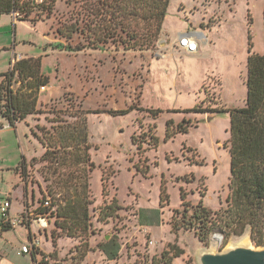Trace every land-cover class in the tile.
<instances>
[{
  "label": "rangeland",
  "instance_id": "374dc122",
  "mask_svg": "<svg viewBox=\"0 0 264 264\" xmlns=\"http://www.w3.org/2000/svg\"><path fill=\"white\" fill-rule=\"evenodd\" d=\"M33 1L38 5L43 0ZM82 3L55 0L52 15L34 9L26 21L17 14H0V75L11 69L17 55L21 60L40 58L46 79V91L38 93V112L19 122L17 130L0 115L8 126L0 132V168L16 169L26 159L23 205L31 219L29 225L0 235V264H35L22 253L31 244L37 263L62 264H151L164 253L172 256L174 249L183 254L172 264H200L203 252L261 248L252 242L249 228L228 241L216 232L205 244L191 232H176L174 224L182 222L175 211L185 207L203 205L213 212L227 207L232 147L228 110L245 106L248 57L264 56V0H171L162 31L146 50L114 43L98 50H61L59 44L74 49L85 41L81 21L88 19ZM76 22L80 29L73 40L58 36V28ZM184 32H201L209 41L189 54L177 43ZM196 107L202 112H194ZM81 111L93 165L86 166L92 226L89 235L69 238L56 226L54 214L45 217L48 227L40 228L37 220L42 217L35 211L43 197L53 200L49 192H63L72 181L69 173L77 176L79 169L69 160L54 166L41 161L46 151L41 142L48 143L63 122L74 124ZM6 182L0 180V198L8 195ZM163 188L168 202L161 204ZM112 204L122 209L107 223L99 222L101 209ZM21 210L15 202L12 214ZM217 235L222 243L211 251ZM112 239L120 245L116 261L100 250Z\"/></svg>",
  "mask_w": 264,
  "mask_h": 264
},
{
  "label": "trees",
  "instance_id": "16d2710c",
  "mask_svg": "<svg viewBox=\"0 0 264 264\" xmlns=\"http://www.w3.org/2000/svg\"><path fill=\"white\" fill-rule=\"evenodd\" d=\"M82 1V9L88 19L81 21L85 23L82 29L85 41L74 49L59 44L58 48L61 50H98L109 43L121 44L126 50H146L160 35L171 6V0H92L91 3V0ZM54 3L55 0H43L38 5L33 0H0V14L15 13L20 18L19 21H26L34 9L42 8L52 15ZM79 29V23L76 22L58 28L57 32L58 36L69 42ZM247 71L245 106L228 110L232 147L227 207L218 212H213L203 205L185 207L182 212L175 211L176 216L182 215V222H175L174 230L191 232L201 243L206 244L216 232L224 234L227 241L232 236L241 237L246 228H249L252 242L257 247H264V56L250 55ZM14 72L18 73L17 84L21 85L18 91L9 89L13 80L10 72L0 76V105L6 104L7 107V112L0 111V114L11 127L15 126V122L24 121L29 115L38 112V93L41 87L46 86V79L41 75L40 58L20 60L16 63ZM193 111L202 112L197 107ZM151 112L160 114V111ZM80 113L82 115L76 116L77 121L74 124L63 122V125L55 129L56 135L51 137L48 143L41 142L46 149L41 161L54 166L69 160L72 166L79 169L77 176L74 172L69 173L72 181L71 184L66 182L68 184L63 192L48 193L53 199L49 201V206H45L48 200L43 197L35 211L42 218L54 214L57 218L56 226L69 238L89 235L92 226L89 207L93 201L86 166L90 164L93 168V165L88 152L90 145L87 120L85 113ZM126 113L127 111L119 112ZM133 142H138L135 137ZM154 143L155 146L158 144L156 137ZM21 170V177L25 179V159L17 168L18 172ZM184 196L185 194L182 195L183 199ZM164 200L168 202V195L163 188L161 204H164ZM120 209L122 208L115 204L105 206L101 209L99 222L107 223L114 219ZM9 230L13 229L5 227L0 235ZM100 250L109 261L119 258L120 245L113 239L100 245ZM173 251L172 256L170 253H164L161 259H153L151 264H172L174 259L183 254V251L178 249ZM32 259L35 262L34 254Z\"/></svg>",
  "mask_w": 264,
  "mask_h": 264
},
{
  "label": "built area",
  "instance_id": "2783aa9c",
  "mask_svg": "<svg viewBox=\"0 0 264 264\" xmlns=\"http://www.w3.org/2000/svg\"><path fill=\"white\" fill-rule=\"evenodd\" d=\"M14 15H16V14L13 13L12 16H14ZM208 41H209L208 37H206L205 34H203L201 32H184V33L179 34L177 43H178V47L180 49H184L189 54H195L200 50L201 44L208 43ZM20 60H21L20 56L17 57V55H14V57L12 59L11 69L8 71V72H10L11 77L13 76L12 85L9 87V89L12 91H15V87L17 85V80H18V73L14 72V67H15L16 63L19 62ZM0 84H1V80H0ZM40 90L42 92L46 91L45 87H41ZM0 111H2L4 113L7 112L6 104H3L1 106ZM49 205H50V202L47 201L45 203V206H49ZM10 209H11L10 199H8L6 197L0 198V214H1V217H0V234H1V231L5 227H11L12 229H14L17 226L23 225L24 223L29 225L31 222V219L28 215V211L23 213L20 217L12 218L10 216V213H9ZM32 221H34V220H32ZM37 223L39 224L40 228L46 229L48 227V222L45 218L38 219ZM221 243H222V239H221ZM221 243H220V245H221ZM220 245L218 246V249H219ZM34 250H35V246L33 244L24 245L22 247V253L25 255H31L32 256L34 254ZM34 263L35 264H62L59 261H46V260H43V262H41V263H37V260H35Z\"/></svg>",
  "mask_w": 264,
  "mask_h": 264
},
{
  "label": "water",
  "instance_id": "95a60500",
  "mask_svg": "<svg viewBox=\"0 0 264 264\" xmlns=\"http://www.w3.org/2000/svg\"><path fill=\"white\" fill-rule=\"evenodd\" d=\"M218 249V247H217ZM215 249V251H217ZM200 264H264V247H235L225 252H203Z\"/></svg>",
  "mask_w": 264,
  "mask_h": 264
},
{
  "label": "crops",
  "instance_id": "0c3cea01",
  "mask_svg": "<svg viewBox=\"0 0 264 264\" xmlns=\"http://www.w3.org/2000/svg\"><path fill=\"white\" fill-rule=\"evenodd\" d=\"M2 120L5 121L3 118H2ZM2 120H0V132H3L5 130V128H8L7 125L4 126V124L1 123ZM19 125H20L19 122H15V126L14 127L10 126L9 128H14V129L17 130ZM25 161H26V159H25ZM23 162H24V160H23ZM26 164H27V161H26ZM20 165H17L16 169L5 168L7 166H4V167L2 166V168H0V180H3L4 182L7 181L6 184H8L10 186V189L8 190V195L2 196V198L6 197V198L10 199V201H11V209H10L9 213H10V216L12 218L20 217L22 215L21 213H25V211H26V209H25V207L23 205V199H24L25 195H27L26 194V190H25L26 184L22 181L21 175L17 171V168ZM6 174H7V177H6ZM27 198H29V195H28ZM18 201L21 203L23 210H21L17 214H12V209L14 207V203L15 202L18 203Z\"/></svg>",
  "mask_w": 264,
  "mask_h": 264
},
{
  "label": "bare ground",
  "instance_id": "6f19581e",
  "mask_svg": "<svg viewBox=\"0 0 264 264\" xmlns=\"http://www.w3.org/2000/svg\"><path fill=\"white\" fill-rule=\"evenodd\" d=\"M220 243H221V238L219 236L214 237V239L211 242V251H215V249H217Z\"/></svg>",
  "mask_w": 264,
  "mask_h": 264
}]
</instances>
